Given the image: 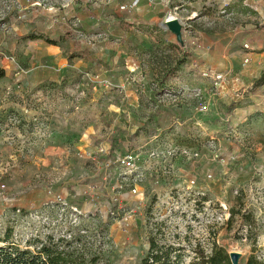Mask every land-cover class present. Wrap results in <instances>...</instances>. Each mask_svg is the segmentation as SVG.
Listing matches in <instances>:
<instances>
[{"label": "rangeland", "instance_id": "rangeland-1", "mask_svg": "<svg viewBox=\"0 0 264 264\" xmlns=\"http://www.w3.org/2000/svg\"><path fill=\"white\" fill-rule=\"evenodd\" d=\"M263 73L264 0H0V235L80 264H135L150 235L239 263L242 214L264 261Z\"/></svg>", "mask_w": 264, "mask_h": 264}, {"label": "trees", "instance_id": "trees-1", "mask_svg": "<svg viewBox=\"0 0 264 264\" xmlns=\"http://www.w3.org/2000/svg\"><path fill=\"white\" fill-rule=\"evenodd\" d=\"M44 41L49 45L54 44L47 39ZM262 85H264V73L255 84L256 87ZM137 136L136 133L130 138L131 145L136 142ZM237 212L240 214V210ZM238 213L235 209H230L226 223L230 225ZM240 216H242L240 217L242 225L248 227L246 237L250 240L252 251L243 262L238 264H264V261L255 254L257 235L251 229L254 221L249 215L248 217L242 214ZM12 238L13 230L10 227L0 235V264H80L74 257L73 251L65 247L61 240H55L52 236H47L45 240L31 239L24 248H21ZM193 254L188 264H232L228 252L214 243L209 251L194 249ZM135 264H184L183 248L160 245L156 237L150 235L146 254Z\"/></svg>", "mask_w": 264, "mask_h": 264}, {"label": "crops", "instance_id": "crops-1", "mask_svg": "<svg viewBox=\"0 0 264 264\" xmlns=\"http://www.w3.org/2000/svg\"><path fill=\"white\" fill-rule=\"evenodd\" d=\"M142 3H143V1H142ZM116 5H117V3H115ZM140 8H145V6H140ZM154 8H156V7H154ZM137 11V10H136ZM122 12H121V8L120 7H118L117 9H115L114 10V12H112L111 14H110V16H108V14L107 15H105V16H107L106 18H113V19H116L117 20V18L116 17H118V19H120L119 17H121L122 16V14H121ZM157 13H159V12H157V10L156 9H150V7H148V9H146V10H144V11H142L138 16H139V20H147V21H149V22H155V20H156V18L158 17L157 16ZM166 16V15H165ZM115 17V18H114ZM163 19V18H162ZM162 19H161V23H162ZM161 23H158L159 24V26L161 27V28H163L162 27V25H161ZM244 44H247V43H244ZM244 44H243V46H244ZM249 47V46H248ZM251 50L253 49V48H250ZM249 54H251L250 52H248L247 53V55H249Z\"/></svg>", "mask_w": 264, "mask_h": 264}, {"label": "water", "instance_id": "water-1", "mask_svg": "<svg viewBox=\"0 0 264 264\" xmlns=\"http://www.w3.org/2000/svg\"><path fill=\"white\" fill-rule=\"evenodd\" d=\"M162 27L168 30L169 32L173 33L177 40L180 41L182 24L177 19H170L166 22L161 23ZM230 260L232 264H238V254L231 253L229 254Z\"/></svg>", "mask_w": 264, "mask_h": 264}, {"label": "built area", "instance_id": "built-area-1", "mask_svg": "<svg viewBox=\"0 0 264 264\" xmlns=\"http://www.w3.org/2000/svg\"><path fill=\"white\" fill-rule=\"evenodd\" d=\"M135 6V4H133L132 6H129L128 8H133ZM169 17V15H166L165 16V20L166 18ZM244 48L248 49V45H244ZM222 77H220L221 79ZM134 159H135V156L134 154H130V155H127L125 156L124 160H123V163L124 164H127L129 168H131L133 165H134Z\"/></svg>", "mask_w": 264, "mask_h": 264}, {"label": "bare ground", "instance_id": "bare-ground-1", "mask_svg": "<svg viewBox=\"0 0 264 264\" xmlns=\"http://www.w3.org/2000/svg\"><path fill=\"white\" fill-rule=\"evenodd\" d=\"M173 18H174V16L173 15H170V18L167 17L166 20L173 19Z\"/></svg>", "mask_w": 264, "mask_h": 264}]
</instances>
